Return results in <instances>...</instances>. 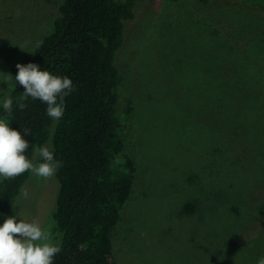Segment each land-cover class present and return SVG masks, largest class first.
Instances as JSON below:
<instances>
[{
  "label": "rangeland",
  "instance_id": "obj_1",
  "mask_svg": "<svg viewBox=\"0 0 264 264\" xmlns=\"http://www.w3.org/2000/svg\"><path fill=\"white\" fill-rule=\"evenodd\" d=\"M29 1L0 0V102L60 14L59 0ZM219 1L137 0L127 23L118 111L137 179L116 264L264 256V12ZM46 146L53 150L52 139ZM58 193L57 171L47 180L31 172L14 210L17 223L18 214L37 219L59 246Z\"/></svg>",
  "mask_w": 264,
  "mask_h": 264
},
{
  "label": "trees",
  "instance_id": "obj_2",
  "mask_svg": "<svg viewBox=\"0 0 264 264\" xmlns=\"http://www.w3.org/2000/svg\"><path fill=\"white\" fill-rule=\"evenodd\" d=\"M198 1L207 7L213 0ZM136 2L59 0L60 14L53 30L23 63H36L41 70L67 75L73 81L75 91L65 97L59 121L48 117L47 104L39 99L28 97L21 110L16 101L25 89L16 80L7 95L13 99L10 116L3 108L6 97L0 102V117H7L10 127L22 135L25 128L31 129V135L24 136L30 161L52 139L54 158L63 164L57 170L54 213L62 236L61 251L53 264L117 263L115 240L124 207L135 197L137 179V164L125 158V124L118 111V58L128 41V22L136 18ZM219 3L264 12V0ZM30 176L28 170L0 181V225L8 216H16V200Z\"/></svg>",
  "mask_w": 264,
  "mask_h": 264
},
{
  "label": "clouds",
  "instance_id": "obj_3",
  "mask_svg": "<svg viewBox=\"0 0 264 264\" xmlns=\"http://www.w3.org/2000/svg\"><path fill=\"white\" fill-rule=\"evenodd\" d=\"M18 73L15 80L25 91L17 99L18 107L26 108L24 101L28 97L39 99L47 104L48 117L59 121L65 111V97L75 91L73 81L67 76L54 75L47 70H41L36 63L17 64ZM3 74V73H2ZM10 79V74H4ZM13 99L6 97L3 108L8 114L12 113ZM31 135V129L25 128L23 135L20 131L9 126L7 117L0 118V177L14 178L24 172H31L45 180L55 175L63 166L61 161L54 158V154L45 145L38 151L43 162L33 163L25 151L29 142L24 136ZM27 197L28 193H24ZM17 223V216H8L0 225V264H53V259L61 249L58 245L50 243L51 234L42 229L37 219L30 222L22 217ZM257 264H264V256L257 260Z\"/></svg>",
  "mask_w": 264,
  "mask_h": 264
}]
</instances>
